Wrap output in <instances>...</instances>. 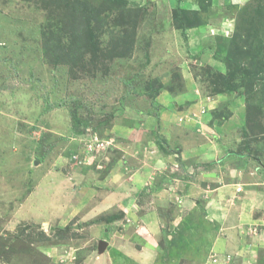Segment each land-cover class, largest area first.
Here are the masks:
<instances>
[{
    "label": "rangeland",
    "instance_id": "1",
    "mask_svg": "<svg viewBox=\"0 0 264 264\" xmlns=\"http://www.w3.org/2000/svg\"><path fill=\"white\" fill-rule=\"evenodd\" d=\"M223 3L0 0V263H93L96 224L139 231L120 209L82 223L88 204L73 211L76 174L102 179L141 156L140 132L130 144L113 125L158 124L141 137L164 159L133 207L167 219L168 235L188 195L204 206L203 173L227 189L240 179V201L264 191V0ZM96 138L111 145L91 154ZM254 194L238 240L209 264H264V192Z\"/></svg>",
    "mask_w": 264,
    "mask_h": 264
},
{
    "label": "crops",
    "instance_id": "2",
    "mask_svg": "<svg viewBox=\"0 0 264 264\" xmlns=\"http://www.w3.org/2000/svg\"><path fill=\"white\" fill-rule=\"evenodd\" d=\"M249 1L224 0L223 4L240 6ZM208 107L210 108L211 106ZM143 119L149 123L155 122L154 118L150 116H146ZM156 125L158 124H136L137 128H124L122 125H113L112 132L114 131L115 135H119L120 132L123 135L122 137L127 139L133 137L132 131L138 130L140 132L139 140H136V142L140 144L143 153L141 152L139 159L131 157L130 159L135 162L134 164H129L130 160L128 163L118 161L102 179H100L99 173L94 171L76 174V179L80 184L78 188L80 195L78 194V201L73 211L75 212L77 206L82 210L87 204L85 208H90L82 215V220H79L81 223L90 221L100 213L105 214L113 212L114 209H120L127 212L129 220L134 219L138 222V227H140L138 232L135 229V233L118 231L116 228H113L111 232L107 228L110 225L106 223L96 224L91 231L95 232V235L99 237L98 250L101 256L99 259H95L96 262H87V264H209L210 256L213 253L221 256L227 253L228 243L236 238L232 231L238 230L236 225L243 222V218L246 217L244 214L246 213L248 216L250 212L248 210L251 207L252 210L255 207H259L256 200H251V194L255 195L254 193L264 192L260 188L246 190L240 201L234 198L236 195H241L237 194L238 191H241L238 189V187L242 186L240 179L235 181V185L227 189L226 185L218 182V179L222 178L221 175L214 172L219 175V178L215 179L218 184L215 185V181L211 183L212 172H206L201 176L206 182H203L199 189L203 195L205 193L204 206L197 203L199 201L196 197L188 195L189 199L182 203L183 208L187 210L186 213L169 222V225H174L173 228H169L171 234L165 233L167 227H169L167 219L159 216L157 212L152 210L142 214L135 212V207H133L136 206L135 196L149 185L150 176L152 177L154 174L152 168L159 167L158 164L163 161L162 155L147 146L148 143H145L148 138L142 140L141 137V134L143 137L144 135L148 137L147 135ZM164 126L167 127V124H164ZM174 127L184 131L182 126L180 128L178 126ZM216 127L218 128V126ZM213 131H215V128H213ZM136 142L132 140L130 144ZM150 159L152 161L155 159V161L150 162ZM151 166L150 170L149 167ZM187 170L190 171L189 169ZM60 178L63 182H66L64 176H60ZM64 190H62L61 194L66 197ZM188 190L189 192L197 193V184ZM69 198L70 196H67V201H69ZM246 207L247 209H245ZM67 222L69 220L66 219L64 224ZM117 223L118 221L111 224V226ZM77 228L79 229V224ZM102 233H107L108 235L100 237L99 235ZM165 236L168 239L163 247L160 242L163 241ZM101 240H104L105 243L103 252L100 250ZM236 240L238 239L236 238Z\"/></svg>",
    "mask_w": 264,
    "mask_h": 264
},
{
    "label": "built area",
    "instance_id": "3",
    "mask_svg": "<svg viewBox=\"0 0 264 264\" xmlns=\"http://www.w3.org/2000/svg\"><path fill=\"white\" fill-rule=\"evenodd\" d=\"M205 112H206V110L203 109L201 114H204ZM88 143H86V144H87V147L90 149V153L91 154H93V152H95V151L98 152L101 149L107 148V147H109L111 145V141L110 140H108V141H100L98 138H96L93 142H90L89 144ZM73 158L76 159L74 156H73Z\"/></svg>",
    "mask_w": 264,
    "mask_h": 264
},
{
    "label": "water",
    "instance_id": "4",
    "mask_svg": "<svg viewBox=\"0 0 264 264\" xmlns=\"http://www.w3.org/2000/svg\"><path fill=\"white\" fill-rule=\"evenodd\" d=\"M100 250H101V252H103L105 250V243L104 242H101Z\"/></svg>",
    "mask_w": 264,
    "mask_h": 264
}]
</instances>
